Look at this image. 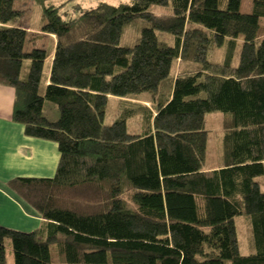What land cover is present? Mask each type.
Segmentation results:
<instances>
[{
  "label": "trees",
  "instance_id": "1",
  "mask_svg": "<svg viewBox=\"0 0 264 264\" xmlns=\"http://www.w3.org/2000/svg\"><path fill=\"white\" fill-rule=\"evenodd\" d=\"M17 1L0 0V84L16 91L14 120L56 142L60 162L52 178L12 182L45 225L0 226V264L8 240L14 264H264V0L250 13L242 0L102 2L76 18L66 3L29 0L41 16L33 27L54 36L52 49L31 52ZM134 21L146 24L123 47ZM214 46L223 62L209 59ZM110 96L152 107L120 105L108 125ZM213 112L226 119L209 168Z\"/></svg>",
  "mask_w": 264,
  "mask_h": 264
},
{
  "label": "crops",
  "instance_id": "2",
  "mask_svg": "<svg viewBox=\"0 0 264 264\" xmlns=\"http://www.w3.org/2000/svg\"><path fill=\"white\" fill-rule=\"evenodd\" d=\"M53 44L50 37L48 49ZM54 54L51 53L46 67L51 66ZM24 69L25 62L19 63L17 70L14 67V75L23 76L27 72ZM15 97L13 87L0 84V226L42 233L44 218L17 193L12 182L19 178L54 177L60 151L54 141L28 136L24 125L14 120Z\"/></svg>",
  "mask_w": 264,
  "mask_h": 264
},
{
  "label": "rangeland",
  "instance_id": "3",
  "mask_svg": "<svg viewBox=\"0 0 264 264\" xmlns=\"http://www.w3.org/2000/svg\"><path fill=\"white\" fill-rule=\"evenodd\" d=\"M128 0H51V4L55 6H60L63 3L65 6L62 9V13H65L66 18H76L80 16V14L91 8L97 7L100 3L105 2L112 5H119L121 3H125ZM48 1L47 3H49ZM37 2L34 1H17L16 2V8L26 11L25 17L19 22V25L21 28L25 29L27 33L29 34V42L27 50L31 52L33 49L39 48V49H48L49 47V40L50 37L54 39V36L51 34H44L41 30L38 28L33 27L32 21H36L39 24V20L41 16L35 13L34 8H36ZM227 4V0H221V6L224 7ZM241 10L242 12L250 13L252 11V2L251 0H242L241 3ZM261 22H264V18L261 19ZM145 21H134L133 23H130L126 26L124 30V34L122 36L121 40V46L123 47H132L137 43V39H139V36L141 34V29L145 26ZM31 30V31H30ZM42 36L43 38L38 39L36 37ZM223 47H217L214 46V50L210 54L209 59L214 61L223 62ZM55 56H53V62H54ZM221 59V60H220ZM25 67L24 72L28 71V68L30 66V61H24ZM80 62V65L85 66L87 63L84 61L83 58H78L76 63ZM180 63V62H179ZM177 63L176 67L180 65ZM237 64V59H234V65ZM24 75V73H23ZM85 78L81 77L79 84L83 85V81ZM146 97L148 98L149 93H144ZM120 98H115L110 96V103L107 110L105 122L106 124L110 125L115 120V116L118 113L120 109V105H125L126 103L132 104L134 103L135 106L139 104H144L146 107L150 108L152 105L150 102H146V100H128V101H121ZM149 100V99H148ZM132 101V102H131ZM226 119L225 115L221 112H213L206 115V128L209 131L210 139H208V146H207V167L209 168H215L218 165V160L221 155V149H220V139L223 136V127H224V120ZM137 122H133V126L137 127V129H140L141 125L136 124ZM238 232H239V238H240V251L243 255H248L250 250L247 242V235H246V224H247V218L245 216L237 217L234 221ZM10 241L7 242V258L9 264H14V257L11 251ZM226 264H231V261H226Z\"/></svg>",
  "mask_w": 264,
  "mask_h": 264
}]
</instances>
